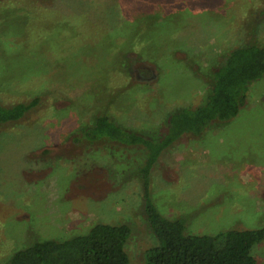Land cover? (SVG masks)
<instances>
[{"label": "rangeland", "instance_id": "1", "mask_svg": "<svg viewBox=\"0 0 264 264\" xmlns=\"http://www.w3.org/2000/svg\"><path fill=\"white\" fill-rule=\"evenodd\" d=\"M251 23L264 42V0H0V105L40 97L0 127V264L98 223L128 225V264H144L157 241L135 176L143 148L87 144L79 130L105 116L158 132L171 110L200 103L208 66ZM150 195L186 235L264 228V78L228 124L162 152ZM253 256L264 264V242Z\"/></svg>", "mask_w": 264, "mask_h": 264}, {"label": "trees", "instance_id": "2", "mask_svg": "<svg viewBox=\"0 0 264 264\" xmlns=\"http://www.w3.org/2000/svg\"><path fill=\"white\" fill-rule=\"evenodd\" d=\"M247 30L249 36L242 45L229 49L208 66L207 92L200 103L171 110L158 132L128 130L105 116L96 117L79 130L87 144L109 142L143 148L144 163L135 176L140 180L146 223L157 241L144 253V264H257L253 248L264 242V228L214 236L186 235L183 221L161 216L150 195V172L162 152L180 139L198 138L228 124L245 107L249 87L264 78V42L253 32H258V26L248 24ZM39 106L38 96L27 102L0 105V127L21 121ZM130 236L128 225L98 223L84 235L63 241H36L14 252L5 264H128L125 246Z\"/></svg>", "mask_w": 264, "mask_h": 264}]
</instances>
